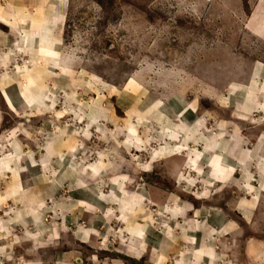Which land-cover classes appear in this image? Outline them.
Segmentation results:
<instances>
[{
  "label": "rangeland",
  "instance_id": "1",
  "mask_svg": "<svg viewBox=\"0 0 264 264\" xmlns=\"http://www.w3.org/2000/svg\"><path fill=\"white\" fill-rule=\"evenodd\" d=\"M254 1L0 0V264H256L208 165L221 121L264 144Z\"/></svg>",
  "mask_w": 264,
  "mask_h": 264
},
{
  "label": "crops",
  "instance_id": "2",
  "mask_svg": "<svg viewBox=\"0 0 264 264\" xmlns=\"http://www.w3.org/2000/svg\"><path fill=\"white\" fill-rule=\"evenodd\" d=\"M243 27L250 34L256 36L264 42V0L254 1V4L250 8L248 15H246L245 17ZM251 78L254 80L253 83H251V81L247 82L246 84L240 82L233 83V85H235V88L232 87L233 90H237L235 92H238L241 88H250V92L247 93L249 94L248 97L251 98V101L248 102L246 100L245 102H242L241 99V101H238L236 103L237 105L235 108L241 115H244V110H247V113L248 111H256L257 113H259V111H261V113L264 111V103H261L260 99H258V96L264 93V62H254ZM260 80L262 81V86H260ZM222 122L223 121H221V123ZM221 123H218L215 127V129L218 130L216 136L220 138L216 141L218 144V148L216 147L215 150L217 152L219 151L220 155H214L212 158H209V174L211 175L213 183L216 184H225V182H228L234 178H238V180L240 179L241 181H243L241 187L245 188L247 195L240 197L239 202L234 205L233 211L240 216L245 224H251V226H254L255 224L252 223V219L255 216L254 212L256 211V209L260 211L258 215H264V206L262 208H258L260 197L264 195V144L253 141V149L252 151H249V149H246V147L244 146L246 143V134L244 136L233 134L230 141V139L225 137L224 135L225 124ZM252 123L253 126H255V124L256 126L262 125L258 122ZM233 130L234 129H232V131ZM259 131L262 132L263 130ZM224 137L226 139H224ZM216 157L219 160L218 164H216L215 162ZM247 162H250L251 167L243 166ZM211 163H214L215 165L213 166L211 165ZM256 177H258L259 180L255 182L254 180L256 179ZM251 187L252 189H250ZM253 188L255 189V193ZM258 227H260V225H258ZM225 233L229 234L230 231H225ZM250 243H247L246 246L248 254H250L252 258L254 257L253 260L256 264H264V239L256 240L255 244Z\"/></svg>",
  "mask_w": 264,
  "mask_h": 264
},
{
  "label": "bare ground",
  "instance_id": "3",
  "mask_svg": "<svg viewBox=\"0 0 264 264\" xmlns=\"http://www.w3.org/2000/svg\"><path fill=\"white\" fill-rule=\"evenodd\" d=\"M236 5V4H235ZM238 7V6H237ZM45 11V10H44ZM240 14V13H239ZM0 21H2V20H0ZM3 22V21H2ZM6 25H8L9 26V24H6ZM253 73H254V71H253ZM256 74V73H255ZM259 74V73H258ZM259 76V75H258ZM257 76V77H258ZM255 78V77H254ZM5 85V84H4ZM5 87V86H4ZM31 92V91H30ZM3 95H5L4 93H3ZM248 96H249V94H248ZM3 99V98H2ZM246 100L249 102V101H251V98H249V99H247L246 98ZM237 105V104H236ZM225 219V218H224ZM199 240V239H198ZM198 243V242H197ZM15 245V244H14ZM9 246V245H8ZM14 247V246H13ZM1 250H4V249H1ZM4 253V252H3ZM1 256V255H0ZM9 256V255H8ZM154 264V263H153Z\"/></svg>",
  "mask_w": 264,
  "mask_h": 264
}]
</instances>
